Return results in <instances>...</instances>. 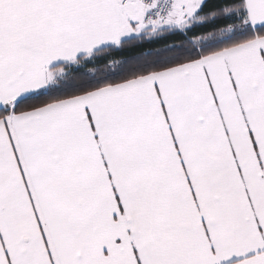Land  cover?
<instances>
[{"label":"snow or ice","instance_id":"1","mask_svg":"<svg viewBox=\"0 0 264 264\" xmlns=\"http://www.w3.org/2000/svg\"><path fill=\"white\" fill-rule=\"evenodd\" d=\"M0 264H264V0H0Z\"/></svg>","mask_w":264,"mask_h":264}]
</instances>
